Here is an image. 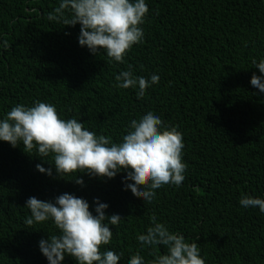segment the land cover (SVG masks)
<instances>
[{
    "label": "trees",
    "instance_id": "trees-1",
    "mask_svg": "<svg viewBox=\"0 0 264 264\" xmlns=\"http://www.w3.org/2000/svg\"><path fill=\"white\" fill-rule=\"evenodd\" d=\"M145 40L134 45L126 63L92 54L78 41L80 24L49 21L59 0H0V116L36 100L57 105L65 118L118 141L131 119L158 112L183 133L186 179L166 185L145 203L122 178L78 173L60 178L53 165L23 146L0 141V264H48L41 238L55 231L50 223L26 227V200H53L69 192L108 203L120 214L111 247L127 264L139 247L136 236L155 212L173 231L195 240L206 264H264V213L243 208L242 194L264 197V93L251 83L264 56V0H147ZM131 64L137 75H160L144 99L134 89L113 86ZM53 167V176L36 168ZM131 181H129L130 183ZM49 232V233H48ZM163 252V247L157 249ZM142 254L152 259L145 249ZM63 264H76L66 257Z\"/></svg>",
    "mask_w": 264,
    "mask_h": 264
},
{
    "label": "clouds",
    "instance_id": "clouds-1",
    "mask_svg": "<svg viewBox=\"0 0 264 264\" xmlns=\"http://www.w3.org/2000/svg\"><path fill=\"white\" fill-rule=\"evenodd\" d=\"M149 13L147 0H59L47 19L75 26L80 24L79 44L92 54L104 52L109 61L126 63V56L134 45L145 40L143 24ZM7 40L0 49H8ZM260 74L253 73L250 83L264 93V56L252 60ZM160 83L158 73L150 77L137 75L129 64L115 76L113 86L136 90L137 99H144L147 90ZM0 141L11 146H23L26 153L35 152L50 162L55 175L73 176L84 185L78 173L92 177L122 178L125 190L142 197L147 204L157 198V190L166 185L179 187L186 179L187 163L183 159L185 147L183 133L177 125L165 123L161 115L146 111L131 119L118 141L85 127L77 117L65 118L57 105L36 100L31 105L18 103L0 116ZM53 167L37 164L41 173L53 176ZM129 181H131L129 183ZM90 210L87 199L64 192L53 200L29 197L25 207L30 215L24 220L26 227L50 222L55 231L41 238L39 249L48 264H63L71 257L76 264H118L123 252L111 247L113 226H119L120 214H107L108 203L93 201ZM239 204L243 208H259L264 213V197L242 194ZM150 223L137 234L139 247L133 251L127 264H206L199 243L189 240L180 231H173L166 221L153 212ZM163 247L164 251H158ZM149 249L152 259L142 252Z\"/></svg>",
    "mask_w": 264,
    "mask_h": 264
}]
</instances>
